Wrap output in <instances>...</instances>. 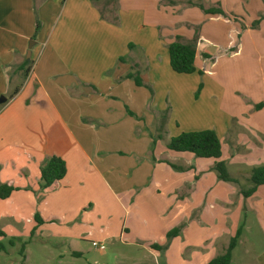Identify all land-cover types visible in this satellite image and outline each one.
<instances>
[{
  "label": "crops",
  "instance_id": "crops-1",
  "mask_svg": "<svg viewBox=\"0 0 264 264\" xmlns=\"http://www.w3.org/2000/svg\"><path fill=\"white\" fill-rule=\"evenodd\" d=\"M118 4L125 24L128 22L134 29L132 33H125V24L115 27L100 20L92 0H0V97L7 99L0 104V185L15 188L9 198L0 199V223L10 219V224H17L20 218L26 217L34 230L35 223L38 224L36 214L42 221L62 215L72 224L80 216L98 213L114 217L119 226L97 231L94 238L133 239L132 242L142 243L153 251V245H166L167 234L186 223L191 213L201 207V218L206 224L208 204L213 200L225 203L228 195L236 191L212 172L214 159L179 153L171 154L170 158L177 159L176 162H168L163 155H156L153 165L143 161L132 170L131 163L121 159L124 155L115 154L123 152L119 146L94 143L92 136L99 134H91L88 122H108L120 115L109 96L113 95L118 81L123 82L118 95L125 94V87L133 86V99L145 101L146 96L140 92L147 88L137 87L133 80L126 79L127 75L142 72L143 81L151 87L158 85L159 73L163 71L173 78L168 46L177 37L186 42L193 40L195 30L190 26L208 16L197 7L177 14L178 8L164 6L163 0H118ZM35 7L42 23L37 35ZM99 31L111 40L122 41V54H116L115 50L84 51L51 45L54 37L59 41H80L83 33L88 40L97 39ZM134 36L136 43L131 42ZM200 37L195 65L204 74L183 75H190V80L199 86L203 84L201 99L194 109L199 119L210 121L214 114L215 121L205 126L193 124L190 131L215 130L228 170L235 168V178L243 180L246 175L247 181L249 169L264 165V108L254 111L257 104L228 98L220 82L226 79L227 67L218 63L210 65V60L204 57V53L209 54L204 45L208 39L203 34ZM242 41L240 53L247 50L251 56L246 65L236 66L254 69L259 76V62L252 56L257 52L264 57V26L258 31L248 29ZM130 45H133L131 49L136 45L137 54L135 51L131 54ZM104 56H109L112 64L99 65L98 60L103 63ZM36 57L38 61L33 64ZM121 58L124 61L120 62ZM28 61L32 65L25 76L22 67ZM116 63L117 76L109 74ZM212 71L218 72L219 81L215 75L217 90L211 91L205 104L202 98L210 90L206 78ZM190 80L184 82L187 87ZM179 88L185 86L180 87V82H176L178 92ZM15 89L18 93L11 97ZM215 97L217 103L212 100ZM52 156L66 162L67 174L62 181L42 189L41 167ZM258 196L264 199V187L252 198ZM221 220L219 233L211 236L206 234L205 224L201 227L188 224L185 247L189 246L190 238L197 248L209 237L215 241L226 228L225 218ZM179 240L180 237L173 238L165 251L168 262L176 259L172 251L180 246ZM209 248L202 253L197 251L191 258L197 255L200 264H208L215 258L213 254L208 256L214 250V243ZM253 264H264V256L257 257Z\"/></svg>",
  "mask_w": 264,
  "mask_h": 264
},
{
  "label": "rangeland",
  "instance_id": "rangeland-1",
  "mask_svg": "<svg viewBox=\"0 0 264 264\" xmlns=\"http://www.w3.org/2000/svg\"><path fill=\"white\" fill-rule=\"evenodd\" d=\"M190 2L198 5L197 8L200 10V5H204L206 8L214 5L221 6L226 13V17L206 14L208 16L205 20L197 22V24H194L195 26L190 27L194 30L196 28L199 34H203L208 39V42H211V44L208 42L204 44L205 50L213 56V61H209L210 65L215 64L214 66H216V63L219 66L226 65V81L220 82L224 84L228 98L234 100L242 99V101H247L251 104L263 103L264 57L257 52L252 56V58L256 56V61L259 62L261 71L259 76L253 71L254 69L246 66L241 68L236 66V64L246 65L245 62L251 56L247 50L240 53L243 34L248 29L258 31L261 26H264V0H181L170 6H176L178 9L175 12L181 15L184 10L193 8L190 6ZM168 3V0H165L164 6ZM116 5L118 8L115 9L111 6L104 9L96 8V10L99 13L100 20L115 27H122L125 24V19L121 15L120 4L116 3ZM114 14L117 16L116 21L111 22L110 20H112ZM109 16L110 18H108ZM39 22L41 23L40 20ZM256 22L257 24L254 25ZM41 28L42 23L40 24ZM100 28L101 26L98 27V29ZM133 31V27L126 22L125 33H132ZM101 32L99 31L100 36L93 40L86 39L87 35L85 33H83L80 41L78 39L77 41L75 39L70 41L62 39L59 41L57 37H54L51 45L65 49L76 47L84 51L87 49L115 50L116 54H122L124 51L122 41L111 40L106 35L102 36ZM57 33H59V30ZM132 38L131 42L136 43L135 36ZM32 41L34 42V40ZM136 48V45L133 49L130 48L131 54L134 51L137 54ZM131 54L129 57H133ZM37 58H35L33 64L37 63ZM102 59L103 63L98 60L99 65L112 64L109 56H104ZM116 68L117 63L109 74L117 76L119 70H116ZM132 73H139L141 78H143L144 73L142 72L133 71ZM171 73L174 75L173 78L166 71L159 73L160 81H157V86L154 84L155 87L141 90L140 93H144L146 96L145 101L143 99L140 101L133 99L131 92L134 90L133 86H130L132 87L131 89L125 87V94L118 95L119 86L123 83L118 81L113 95L109 96H111L110 99L112 103L114 102L113 105L120 115L108 122L101 120L88 122L91 127L89 128L91 134L95 132L99 134L92 136L94 143L119 146L117 148L123 152H116L115 154L124 155L121 159L129 161L132 170L137 169L143 161L153 165L156 155H163L162 158H167L168 162H176L177 159L170 157H173L171 154H179V152L167 149V144L171 138L183 132H191L193 124L205 126L208 122L215 121L214 114L210 116V121H208V119H199V114L194 110L198 105L197 100L201 99L203 88L199 91V85L195 84L192 79L190 80V75ZM210 75L208 78L210 81L206 78L210 90L207 89L202 98L205 104L210 99L209 94L211 91L217 90L214 83L218 84L219 81L218 72L214 73L212 71ZM215 75L218 81L213 80ZM150 78L155 77L150 75ZM187 79L190 80L188 87L184 84ZM176 82H180V87L185 86V88H179L178 92ZM194 87L196 88L193 90L192 88ZM101 90L103 89L101 88ZM198 91L200 93L197 95ZM105 94L108 95L107 92ZM213 99L216 103L218 102L217 97ZM254 111L259 110L254 109ZM122 126H124V129ZM106 129L109 130L107 131ZM163 151L166 152L163 154ZM169 165L171 166L170 163ZM212 172L216 174L213 169ZM229 173L234 175L233 178H235V168H229ZM244 178H242L243 180L236 178L238 180L236 183L228 182L226 186L231 187L233 192H236L228 195L227 202L222 203L221 201L213 200L208 204L209 213L206 217V224L201 218L203 207L193 211L186 223L180 224L183 228H181L179 235L176 236L180 237V246L174 247L172 253L176 255V259L171 258L170 262L167 261L165 251L162 252V249L153 248V252L143 246L142 243L132 242L133 239H120L117 236L107 240L94 238L93 236L97 234V231H103L110 226L116 229L119 226V224H116L114 217L94 213L83 218L80 216L72 224L66 221V217L58 215L53 220H44L41 225L35 223L34 230V227L27 222L26 217L20 218L17 224H10V219L4 220L0 223V232L3 233V236L0 237V243L5 247L4 250H0V264H200L201 260L197 255L194 259L193 257L191 258L192 254L197 251L202 253L204 249L207 251V249H210L209 246L214 243V250L208 253V256H211V254H213V257L222 255L230 243V238L236 234L240 227H243V232L237 247L233 251L231 264H253L257 257L264 256V199L260 196L252 198L254 195L247 199L242 196L241 191L251 187V182L249 180L246 181V175H244ZM224 218L226 220V228L224 227L221 230V236L215 237V241L206 235L209 237L208 240H205L197 248L193 247L195 244L190 238L188 239L189 246L185 247L184 235L188 224H196L200 227L201 224H205L204 227L208 228L206 234L211 236V233L216 235L219 233V225L222 221L221 219ZM110 232L113 231L110 230ZM115 234L119 236V232ZM80 235L85 238L79 239ZM201 236L202 234H199V237ZM12 241L13 243H11ZM94 242L99 246H103L104 250L94 247ZM24 244L25 250L22 254ZM158 246L162 247L163 245L158 244ZM76 253H80V255L76 256Z\"/></svg>",
  "mask_w": 264,
  "mask_h": 264
},
{
  "label": "trees",
  "instance_id": "trees-1",
  "mask_svg": "<svg viewBox=\"0 0 264 264\" xmlns=\"http://www.w3.org/2000/svg\"><path fill=\"white\" fill-rule=\"evenodd\" d=\"M94 5L97 6L99 9L109 8L113 6V9L118 8L116 3L118 0H92ZM165 1V0H163ZM168 5H175V1L168 0ZM190 6L198 7V5L190 2ZM201 10L205 14L211 15H219L222 17H226V13L223 11L221 6H211L206 8L204 5L199 6ZM35 15H36V35L40 30V22L38 16L37 7L34 8ZM111 11V10H110ZM111 16V14H110ZM110 16L108 18H110ZM105 17V16H104ZM117 16L114 14V17L111 22H115ZM257 24L254 23V25ZM200 34L199 31L195 28V35L193 40L190 42L184 41L181 37H177L176 40L168 46L169 52V59H170V67L171 69L178 74H194L198 72L200 75H203L204 72L197 69L195 65L196 57H197V47L200 41ZM133 45H130L132 48ZM204 57L210 61H213V56L204 53ZM124 61L123 58L120 59V62ZM32 62L28 61L27 64L22 67L24 70V75L28 76L31 70ZM127 78L133 80L137 87H144L150 89L151 86L146 84L143 79L141 78L139 73H129ZM203 84L201 83L199 86V91L202 90ZM197 92V95L200 92ZM153 92V91H152ZM18 93V89H15L13 93L10 95L13 97ZM264 108V102L255 105L256 110H261ZM167 149L179 152V153H190L197 158L203 159H214L215 164L213 167V171L216 173L217 178L220 181L229 182V183H236L238 180L233 178L229 173L227 163L222 159V143L221 140L216 133L215 130H202V131H194V132H183L180 135L171 138L170 142L167 144ZM171 166L175 169L176 167L171 164ZM67 174V166L66 162L57 156L50 157L44 165L41 167V188L48 189L53 186L56 182L62 181ZM249 182H251V187L246 190H242L241 194L244 198H250L253 196L260 187H264V165L254 167L250 170V177ZM15 191V188L9 187L7 185H0V199L6 200L9 198L12 193ZM35 220L38 224H42L43 221L40 215H35ZM180 227H176L171 230L167 234V243L166 245L159 247L158 245H154L153 248L155 249H162V252L166 251L176 236L179 235L181 232ZM243 232V227H240L236 234L231 238L230 243L225 250V252L212 259L208 264H231L233 258V251L238 245L239 238L241 237ZM33 234V232H32ZM3 236V233L0 232V237ZM13 243V241L11 242ZM5 247L3 244L0 243V250H4ZM25 250V244L22 247V254Z\"/></svg>",
  "mask_w": 264,
  "mask_h": 264
},
{
  "label": "built area",
  "instance_id": "built-area-1",
  "mask_svg": "<svg viewBox=\"0 0 264 264\" xmlns=\"http://www.w3.org/2000/svg\"><path fill=\"white\" fill-rule=\"evenodd\" d=\"M93 246H94V247H98V248H99L100 250H102V251L104 250V247H103V246H99V245H98L97 243H95V242L93 243Z\"/></svg>",
  "mask_w": 264,
  "mask_h": 264
},
{
  "label": "water",
  "instance_id": "water-1",
  "mask_svg": "<svg viewBox=\"0 0 264 264\" xmlns=\"http://www.w3.org/2000/svg\"><path fill=\"white\" fill-rule=\"evenodd\" d=\"M7 101L6 97H1L0 98V104H4Z\"/></svg>",
  "mask_w": 264,
  "mask_h": 264
}]
</instances>
